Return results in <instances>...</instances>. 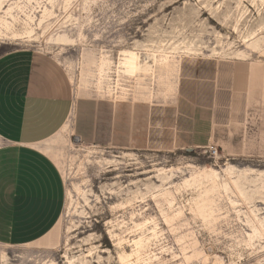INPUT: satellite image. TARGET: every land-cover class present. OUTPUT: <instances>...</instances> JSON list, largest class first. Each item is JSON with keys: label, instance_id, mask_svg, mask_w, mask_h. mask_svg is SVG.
Listing matches in <instances>:
<instances>
[{"label": "rangeland", "instance_id": "rangeland-1", "mask_svg": "<svg viewBox=\"0 0 264 264\" xmlns=\"http://www.w3.org/2000/svg\"><path fill=\"white\" fill-rule=\"evenodd\" d=\"M190 42L196 52L187 56ZM263 45L264 0H0V54L28 48L51 55L77 94L168 100L176 92L180 62L214 57L264 62ZM123 49L134 50L142 65L151 63L147 56L157 49L164 55H157L153 76L129 78L115 72ZM103 53L115 64L98 88ZM67 130L68 122L47 146L66 186L58 229L43 244H0V256H6L0 264H129L119 255L130 253L133 239L142 235L144 252L132 264H264V242L246 235L251 228L245 203L230 193L238 202L233 206L222 192L215 197L219 210L198 205L192 198L202 187L183 183L205 166L264 170V147L259 156H228L211 146L216 157L208 148L87 145ZM210 197L203 195L205 201ZM254 203L264 215V194Z\"/></svg>", "mask_w": 264, "mask_h": 264}, {"label": "crops", "instance_id": "crops-1", "mask_svg": "<svg viewBox=\"0 0 264 264\" xmlns=\"http://www.w3.org/2000/svg\"><path fill=\"white\" fill-rule=\"evenodd\" d=\"M179 66L172 98L122 101L77 94L62 64L42 51L0 54V244H43L57 231L66 186L47 146L66 122L87 145L262 155L264 62L214 57Z\"/></svg>", "mask_w": 264, "mask_h": 264}, {"label": "bare ground", "instance_id": "bare-ground-1", "mask_svg": "<svg viewBox=\"0 0 264 264\" xmlns=\"http://www.w3.org/2000/svg\"><path fill=\"white\" fill-rule=\"evenodd\" d=\"M212 14V13H211ZM215 16V14L213 15ZM218 20V18H215ZM257 40L252 41L250 44L256 43ZM195 44L188 43L185 47V54H195ZM264 46V45H263ZM262 46V47H263ZM158 52H151L147 57L150 58L151 63L145 62L143 65L140 62L139 56L134 50L123 49L119 52V61L116 65L115 72L119 76L120 73L129 77L140 79H146L147 75L153 76L154 66L158 59L157 55H164L163 49H157ZM264 53V51H263ZM113 61L106 55L102 54L97 65V87L101 88L104 83L109 81V74L112 72ZM115 64V63H114ZM142 74V77L140 76ZM78 86V85H77ZM79 87V86H78ZM109 88V87H108ZM65 126V124H64ZM63 126V127H64ZM77 140V139H76ZM217 157V155H216ZM188 186L200 185L202 190L192 200L198 205H211L216 206L215 197L224 192L227 196L231 193L239 197L247 207L245 216V223L251 228L250 233H246L249 240L254 238L261 239L264 242V215L260 214V209L254 200L260 195L264 194V170H257L250 167L240 168L236 165L226 163L221 170H216L210 166H205L201 169L194 171L189 178H186L183 182ZM211 194V197L206 201L203 199V195ZM67 195L70 196V192L67 191ZM229 198V196H228ZM204 201V202H203ZM231 205L235 206L238 202L229 198ZM239 214L240 210H235ZM180 214V211L176 212V215ZM136 227L142 225L140 222H133ZM146 222H144L145 224ZM155 231V229H153ZM142 236L133 239L134 248L130 253L123 251L119 255V259L123 262L132 264L131 259L137 258L144 252V242ZM6 256L1 255L0 259L3 262ZM71 263V261H69ZM48 264H56L50 261Z\"/></svg>", "mask_w": 264, "mask_h": 264}, {"label": "built area", "instance_id": "built-area-1", "mask_svg": "<svg viewBox=\"0 0 264 264\" xmlns=\"http://www.w3.org/2000/svg\"><path fill=\"white\" fill-rule=\"evenodd\" d=\"M208 149H209V152H210V155L211 156H216L217 155V149L216 148H212L211 146H209V147H207ZM206 152L208 151V150H205Z\"/></svg>", "mask_w": 264, "mask_h": 264}, {"label": "water", "instance_id": "water-1", "mask_svg": "<svg viewBox=\"0 0 264 264\" xmlns=\"http://www.w3.org/2000/svg\"><path fill=\"white\" fill-rule=\"evenodd\" d=\"M77 139V138H76ZM78 140V139H77ZM188 151L192 150L191 148H187Z\"/></svg>", "mask_w": 264, "mask_h": 264}]
</instances>
